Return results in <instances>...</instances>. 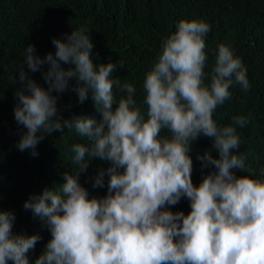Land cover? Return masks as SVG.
Returning <instances> with one entry per match:
<instances>
[{"label": "clouds", "instance_id": "9594fccd", "mask_svg": "<svg viewBox=\"0 0 264 264\" xmlns=\"http://www.w3.org/2000/svg\"><path fill=\"white\" fill-rule=\"evenodd\" d=\"M210 31L202 19L181 20L162 41L142 85L146 113L133 85L111 78L115 64L94 63L85 29L53 38L55 53L43 58L34 45L26 47L18 72L22 87L14 93V119L26 129L17 149L35 157L45 134L66 129L90 142L71 145L76 167L58 189L46 188L23 204L51 236L34 264H264V179L232 171L246 167L237 126L250 117L235 116L224 126L213 118L232 98L233 84L245 92L251 85L241 59L224 44L205 83ZM24 65L33 73L47 65L41 73L47 87L28 76ZM114 87L126 91V98L117 99ZM68 90L81 104L91 94L101 120L64 118L57 94ZM200 136L212 139L218 158L212 151L197 154L201 171L212 169L197 186L190 152ZM93 158L108 165L92 182L93 189L107 183L103 197L90 198L80 183ZM182 198L190 202L188 214L169 210ZM14 220L13 212L0 211V264H30L27 253L40 237L13 234Z\"/></svg>", "mask_w": 264, "mask_h": 264}, {"label": "trees", "instance_id": "16d2710c", "mask_svg": "<svg viewBox=\"0 0 264 264\" xmlns=\"http://www.w3.org/2000/svg\"><path fill=\"white\" fill-rule=\"evenodd\" d=\"M191 19H202L211 26L206 37L205 83L210 82L220 44L229 46L247 69L250 89L245 92L233 84L232 98L217 107L213 118L224 126L230 125L235 116L250 117L243 128L237 126L239 154L245 156L246 167L232 171L237 176L264 179V0H0V211L15 214L13 234L40 237L27 253L30 264L43 253L51 236L44 221L25 210L23 204L32 194H41L46 188L58 189L64 183V174L74 172L76 167L71 145L88 146L90 142L66 129L62 134H45L35 157L29 150L17 149L26 129L14 119V93L22 87L18 72L26 47L34 45L36 54L43 58L49 52L55 53L53 38L63 40L65 34L85 29L94 45V63L115 64L111 78L120 80L121 85L132 84L136 89L134 99L146 113L142 88L146 73L157 62L162 41L175 32L179 21ZM46 70L47 65L33 73L24 65L27 75L45 88L41 73ZM69 83L74 85L75 81ZM113 91L117 99L127 96L117 87ZM57 95L64 118L76 115L101 120L91 94L83 104L74 91ZM212 144V139L204 136L192 143L194 185L198 186L203 175L212 170L201 171L197 154L212 151L218 158ZM107 166L93 158L87 172L80 175V183L88 189L90 198L106 195L107 183L93 189L92 182L98 169ZM169 210L188 214L190 202L182 198Z\"/></svg>", "mask_w": 264, "mask_h": 264}]
</instances>
